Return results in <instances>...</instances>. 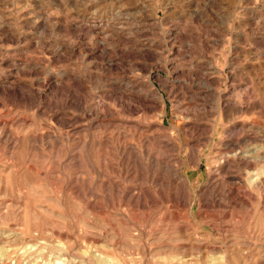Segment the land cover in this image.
Listing matches in <instances>:
<instances>
[{
	"label": "rangeland",
	"instance_id": "rangeland-1",
	"mask_svg": "<svg viewBox=\"0 0 264 264\" xmlns=\"http://www.w3.org/2000/svg\"><path fill=\"white\" fill-rule=\"evenodd\" d=\"M246 150L264 0H0V264H264Z\"/></svg>",
	"mask_w": 264,
	"mask_h": 264
},
{
	"label": "bare ground",
	"instance_id": "bare-ground-1",
	"mask_svg": "<svg viewBox=\"0 0 264 264\" xmlns=\"http://www.w3.org/2000/svg\"><path fill=\"white\" fill-rule=\"evenodd\" d=\"M251 107V106H250ZM241 110H243L241 107H239ZM246 110L248 109V106L245 108ZM244 109V110H245ZM180 133V132H179ZM247 140V139H246ZM240 140L236 139L234 141H229L228 144L226 145V148H236L237 145L239 144ZM258 152V150H246L243 152H234L231 156H226L227 157V161L230 160V158H233V160L237 161L238 163H240L241 165L244 166V168H246L247 170L250 169V167L253 166V164L257 163V162H261L262 163V167L258 168L256 171H254L255 173V181L258 183H263L264 182V156L260 157L259 155H255V153ZM225 160V162H227ZM228 165V164H227ZM228 168V167H227ZM249 173V172H248ZM249 183H252L253 181H248ZM97 250V249H96ZM93 254V253H92ZM97 254V253H96ZM103 255V254H102ZM190 259V258H189ZM181 260V259H180ZM183 260V259H182ZM185 260V259H184ZM108 261V260H106ZM112 264V263H111Z\"/></svg>",
	"mask_w": 264,
	"mask_h": 264
}]
</instances>
